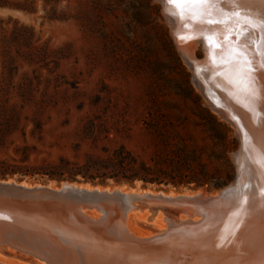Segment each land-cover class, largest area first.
<instances>
[{
    "label": "rangeland",
    "instance_id": "obj_1",
    "mask_svg": "<svg viewBox=\"0 0 264 264\" xmlns=\"http://www.w3.org/2000/svg\"><path fill=\"white\" fill-rule=\"evenodd\" d=\"M194 53L203 58L200 46ZM191 73L160 0H6L0 7V121L15 127L0 144V159L29 167L60 160L80 166L120 144L148 157L142 150L150 151L154 127L166 124L174 142L195 153L221 186L81 176L73 182L215 193L235 176L238 140ZM0 179L54 186L66 181L37 174ZM129 226L138 233L132 218Z\"/></svg>",
    "mask_w": 264,
    "mask_h": 264
},
{
    "label": "bare ground",
    "instance_id": "obj_2",
    "mask_svg": "<svg viewBox=\"0 0 264 264\" xmlns=\"http://www.w3.org/2000/svg\"><path fill=\"white\" fill-rule=\"evenodd\" d=\"M160 2L175 46L191 70L192 82L197 90L210 104V108L227 123L229 122L225 111L212 103L211 93H215L217 100L222 99L224 103L231 104L242 114L253 135L255 154L252 156V164L257 177L254 186L256 211L249 216L242 215L240 211L244 202L241 200L229 213L218 219L209 216L201 225L198 224L199 216L182 214L184 209L193 211L195 206L202 208L207 203L208 196L201 191L173 193L139 187L125 189L121 186L107 188L89 184L77 185L64 181L60 183L63 190H68L69 187L78 188L82 193L95 197L88 201L92 208L88 217L97 219L100 216L93 209L95 207L102 209L104 204L115 207L110 220L123 227L126 234L135 238L156 235L158 239L177 240L172 246L181 249L182 252L166 255L162 250L161 253L152 251L147 253L148 255L140 256L141 254L136 251L122 249L118 243L122 242L120 238L87 240L81 237L84 240L81 242L76 240L82 236V232L78 231L75 233V240L79 243L77 242L74 248L72 245L52 244L59 249L51 253L52 264H179L181 261L178 259L183 257H186V263L183 264H191L196 255L189 257L192 247L187 244L193 246L204 242L221 241L226 236L228 238L238 233L240 222H254L253 220L262 218L263 220L258 222L261 226L264 223V75L261 74L264 73L261 71L264 61V27H260L258 23L259 20L264 22V0H211L204 7L177 5L170 3L169 0ZM248 9L254 12L252 17L258 18V21L246 14ZM199 46L203 52L201 60L194 53ZM235 157L236 153L233 154V159ZM6 183L20 185L23 188H37L40 185L27 182L17 184L13 180ZM56 187L50 181L46 188L56 190ZM143 202L169 206L176 216L165 214L161 210L150 213ZM254 213L260 218H257V215L249 218ZM131 218L137 226L138 233L132 231L129 226ZM245 225L251 226L250 223ZM203 229L207 230L202 232ZM261 234L264 235V228L261 229ZM240 238H246L245 232ZM247 242H240L237 246L234 245L233 248L224 251L217 249L214 244L208 248L207 253L212 255L217 251V254L223 252L221 257L212 258L216 264H264V241L262 243L252 241L249 244ZM4 248L8 249L0 242V261L20 264L3 257ZM181 253L184 256H181ZM33 264L39 263L34 260Z\"/></svg>",
    "mask_w": 264,
    "mask_h": 264
},
{
    "label": "water",
    "instance_id": "obj_3",
    "mask_svg": "<svg viewBox=\"0 0 264 264\" xmlns=\"http://www.w3.org/2000/svg\"><path fill=\"white\" fill-rule=\"evenodd\" d=\"M246 14L254 18L252 17L254 12L250 9H248ZM257 19L255 20L258 21ZM258 23H260V27H264V22L262 23L259 20ZM262 67L261 71H264V61ZM261 74L262 76L264 75L262 72ZM211 95H213L212 103L225 111L228 122L231 126L233 125L234 133L238 140V147L234 152L236 157L233 159L235 164L233 180L215 193H203L208 196V200H206L207 203L205 202L206 204L202 208L201 206H195V210L184 209L182 213L185 216L190 214L199 216L198 224L201 225L205 223L209 216L218 219L220 216L227 214V212L229 213L235 206L239 205L241 200L244 202L243 209L240 211L243 213L242 215L249 216L250 213L256 211L254 210L256 207L254 206L256 199L254 186L257 177L255 176L256 170L252 164V156L255 154L253 135L238 110L234 109L231 104L224 103L222 99V101L217 100L215 93H211ZM8 180H13L17 184L24 182H18L14 179H0V242L8 247V249L4 248L2 254L6 259L23 264H33L34 260L39 264H52L51 253L59 250L58 246H52V244L72 245L74 248L77 246L78 241L76 240L84 241L81 237L87 240H91L90 238L99 240L110 237L114 239L120 238L123 243L121 241H118V243L122 249L127 248L131 251H136L141 254L140 256H145L152 251L159 253L162 250H164L166 255L182 252L181 249H175L172 246L176 244L177 240L158 239L156 235L135 238L126 234L123 227L110 220L115 207L105 204L103 205L105 208L102 206V209L95 207L93 209L100 216L97 219L88 217L92 210L88 201L95 197L82 193L78 188L69 187L68 190H63L61 186H57L56 190L48 189L46 187L49 182L40 184L37 188H23L20 185H8L6 183ZM69 183L80 184L76 182ZM99 197L100 195H98ZM143 204L149 209L150 213L161 210L165 214L176 216L169 206L149 204L148 202H143ZM256 215L254 213L249 218ZM257 218H260V216L257 215ZM261 220L263 219L253 220L254 222H240L238 233L232 234L228 238L225 235L226 238L221 241L204 242L197 245L193 244V246L190 243L187 244V246L193 248H189L191 251L189 257L196 255L193 257L194 260L191 264H216L212 258L220 256L223 252L217 254V251L214 252L215 254L209 255L207 253L208 248L214 246V244L217 249L224 251L227 248H233L234 245L237 246L240 242L248 241L247 243L249 244L252 241H256L262 243L264 235L261 234V229L264 228V223L261 226L258 222ZM245 223H250L251 226L247 227ZM205 230L207 229L201 231L205 232ZM78 231L82 232V236L76 239L75 233ZM244 232L246 238L241 239L240 236ZM181 246L186 247L184 245ZM180 255L184 256L183 253ZM185 260L186 257L178 259V261H181L179 264L186 263ZM0 264L7 263L0 261Z\"/></svg>",
    "mask_w": 264,
    "mask_h": 264
},
{
    "label": "trees",
    "instance_id": "obj_4",
    "mask_svg": "<svg viewBox=\"0 0 264 264\" xmlns=\"http://www.w3.org/2000/svg\"><path fill=\"white\" fill-rule=\"evenodd\" d=\"M6 0H0V7ZM15 127V122L0 121V144L4 136ZM151 149L142 151L148 153V157L129 150L120 144L114 147L106 156L90 155L82 165L76 166L65 160H60L54 165L47 164L29 167L25 164L17 165L7 159H0V178L12 175H41L58 181H76L77 176L84 180L93 181L99 178L103 182L106 178L120 181H141L149 184H163L189 186L193 188L219 187L222 183L212 182V177L205 165L195 153H189L172 138L166 124H157L153 129ZM21 161L26 160V153Z\"/></svg>",
    "mask_w": 264,
    "mask_h": 264
},
{
    "label": "snow or ice",
    "instance_id": "obj_5",
    "mask_svg": "<svg viewBox=\"0 0 264 264\" xmlns=\"http://www.w3.org/2000/svg\"><path fill=\"white\" fill-rule=\"evenodd\" d=\"M170 3L177 4V5H192L195 6H207L211 0H169Z\"/></svg>",
    "mask_w": 264,
    "mask_h": 264
}]
</instances>
